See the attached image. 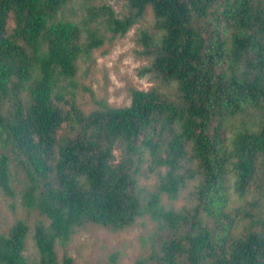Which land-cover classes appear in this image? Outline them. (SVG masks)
Wrapping results in <instances>:
<instances>
[{
	"label": "trees",
	"instance_id": "obj_1",
	"mask_svg": "<svg viewBox=\"0 0 264 264\" xmlns=\"http://www.w3.org/2000/svg\"><path fill=\"white\" fill-rule=\"evenodd\" d=\"M125 1L119 15L88 0H0V190L17 195L9 148L23 206L45 216L37 256L18 220L0 233V264H74L57 246L78 228L145 215L156 225L136 264H264V0ZM148 11L140 73L155 84L86 113L81 59L102 28L123 36ZM184 192L180 207L163 203Z\"/></svg>",
	"mask_w": 264,
	"mask_h": 264
},
{
	"label": "rangeland",
	"instance_id": "obj_2",
	"mask_svg": "<svg viewBox=\"0 0 264 264\" xmlns=\"http://www.w3.org/2000/svg\"><path fill=\"white\" fill-rule=\"evenodd\" d=\"M88 2L95 7L106 3L121 15L125 10L126 1ZM153 20V14L148 11L125 35L113 38L111 32L102 28L106 33L105 43L94 49L88 59H81L78 67L77 82L84 88L78 101L86 113L103 104L113 107L129 105L132 89L147 90L155 84L148 74L140 73L144 66L149 65L150 60L141 53L143 46L138 40L142 30L152 28ZM4 150L11 159V173L17 195L10 197L0 190V233H7L16 221L24 220L29 227L25 255L33 259L37 256L33 239L34 225L39 220H45V216L36 210L29 211L23 206L20 192L24 188L26 174L9 148ZM115 155L119 159L121 150L115 149ZM155 182L154 176L143 180L150 189ZM185 196L186 192L172 200L168 195H163L162 200L166 207H180L186 201ZM155 225L156 222L149 215L139 217L135 224L122 230L88 223L78 228L65 246H57L58 257L62 259L64 255H70L74 264H136L139 258L147 256L150 252L149 238ZM113 254H116V261L111 263Z\"/></svg>",
	"mask_w": 264,
	"mask_h": 264
}]
</instances>
